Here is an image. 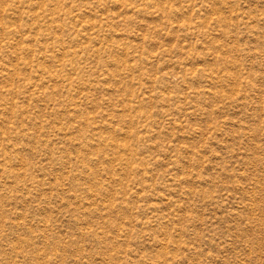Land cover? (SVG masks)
<instances>
[{"label": "rangeland", "instance_id": "rangeland-1", "mask_svg": "<svg viewBox=\"0 0 264 264\" xmlns=\"http://www.w3.org/2000/svg\"><path fill=\"white\" fill-rule=\"evenodd\" d=\"M0 264H264V0H0Z\"/></svg>", "mask_w": 264, "mask_h": 264}]
</instances>
